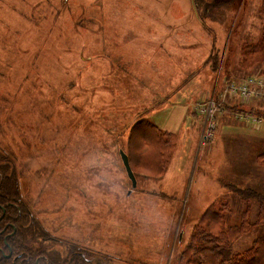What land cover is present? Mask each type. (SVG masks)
<instances>
[{"label": "rangeland", "instance_id": "1", "mask_svg": "<svg viewBox=\"0 0 264 264\" xmlns=\"http://www.w3.org/2000/svg\"><path fill=\"white\" fill-rule=\"evenodd\" d=\"M262 8L264 0H0V156L51 234L104 264H176L213 202H227V224H239L245 203L233 187L249 188L244 176L257 173L264 114L258 124L235 121L247 105L235 109L221 81L264 76V59L238 66L240 49L260 39ZM142 116L178 140L167 171L136 172L132 187L120 151ZM262 234L264 226L249 232L235 251Z\"/></svg>", "mask_w": 264, "mask_h": 264}, {"label": "trees", "instance_id": "2", "mask_svg": "<svg viewBox=\"0 0 264 264\" xmlns=\"http://www.w3.org/2000/svg\"><path fill=\"white\" fill-rule=\"evenodd\" d=\"M194 3V9L196 5ZM264 15V8L261 10ZM238 66L246 72L255 68L264 59V28L260 39L252 45L243 46L239 51ZM249 76V75H248ZM177 135L163 132L145 117L131 125L125 144V154L130 168L136 172L157 177L164 174L177 146ZM135 158L137 162H132ZM3 196L14 198L15 191L9 186L10 163L3 159ZM6 162H8L6 164ZM255 165L264 169V153L255 155ZM234 193L245 203L237 225L227 224L231 212L227 202H213L201 214L189 236L186 246L179 253L176 264H264V234L256 237L250 247L236 252V243L249 232L264 226V193L251 187L237 189ZM17 198V196H16ZM254 209V217L252 213ZM252 218V219H251Z\"/></svg>", "mask_w": 264, "mask_h": 264}, {"label": "flooded vegetation", "instance_id": "3", "mask_svg": "<svg viewBox=\"0 0 264 264\" xmlns=\"http://www.w3.org/2000/svg\"><path fill=\"white\" fill-rule=\"evenodd\" d=\"M3 159L0 156V264H104V258L85 252L77 241L51 234L40 213L25 200L12 169L5 176L10 177L9 186L17 198H4Z\"/></svg>", "mask_w": 264, "mask_h": 264}, {"label": "built area", "instance_id": "4", "mask_svg": "<svg viewBox=\"0 0 264 264\" xmlns=\"http://www.w3.org/2000/svg\"><path fill=\"white\" fill-rule=\"evenodd\" d=\"M221 96H230L238 100L241 105H247L253 100L264 101V76L251 75L236 82H227L221 91ZM238 117L252 124L260 123V118L247 113H240Z\"/></svg>", "mask_w": 264, "mask_h": 264}, {"label": "crops", "instance_id": "5", "mask_svg": "<svg viewBox=\"0 0 264 264\" xmlns=\"http://www.w3.org/2000/svg\"><path fill=\"white\" fill-rule=\"evenodd\" d=\"M227 81V77L225 79V83ZM221 81V83H224ZM234 100H230V102H233ZM233 103H235L236 107L235 109L238 107H240L238 100H235ZM262 103V104H261ZM258 104H261L260 107H258ZM238 110V108L236 110H234V112L236 113ZM240 110H244V111H248L254 115H262L264 114V102H261L260 100H257L255 102H253L251 105L248 104L246 108H241ZM237 115V114H236ZM233 118H235V116L231 115ZM262 118V116H259ZM237 118H235L236 121ZM243 121L244 120H240ZM262 122H264V119H262ZM247 124V122H246ZM257 140V138H255ZM259 139V138H258ZM260 142H264V139H259ZM258 142V143H260ZM250 144H254L253 142H251ZM254 148L258 149L257 153L254 154V157L252 159V162H255V155L264 153V144H254ZM253 149V148H252ZM255 164V163H254ZM254 170L257 172L255 174L254 171L251 170V174H248L246 176H244L246 179H249V182H251V184L248 187H251L252 189L257 190L259 193H264V169L259 168V167H253ZM167 171V170H166ZM240 176L237 177L238 180H240Z\"/></svg>", "mask_w": 264, "mask_h": 264}, {"label": "water", "instance_id": "6", "mask_svg": "<svg viewBox=\"0 0 264 264\" xmlns=\"http://www.w3.org/2000/svg\"><path fill=\"white\" fill-rule=\"evenodd\" d=\"M120 158H121V161H122L123 166L125 168L124 170L126 171L128 178L132 182L131 183L132 187H135V185L137 184L136 180H135V176H134V174H133V172H132V170L130 168L128 157L123 151H120Z\"/></svg>", "mask_w": 264, "mask_h": 264}]
</instances>
